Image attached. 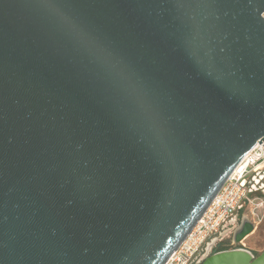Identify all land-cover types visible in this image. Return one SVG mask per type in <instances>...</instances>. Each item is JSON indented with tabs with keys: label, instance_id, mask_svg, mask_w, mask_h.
Here are the masks:
<instances>
[{
	"label": "water",
	"instance_id": "water-1",
	"mask_svg": "<svg viewBox=\"0 0 264 264\" xmlns=\"http://www.w3.org/2000/svg\"><path fill=\"white\" fill-rule=\"evenodd\" d=\"M261 141L264 0H0V264H164Z\"/></svg>",
	"mask_w": 264,
	"mask_h": 264
},
{
	"label": "built area",
	"instance_id": "built-area-1",
	"mask_svg": "<svg viewBox=\"0 0 264 264\" xmlns=\"http://www.w3.org/2000/svg\"><path fill=\"white\" fill-rule=\"evenodd\" d=\"M264 170V141L257 142L237 163L202 216L164 264H191L222 224L251 198L249 179Z\"/></svg>",
	"mask_w": 264,
	"mask_h": 264
},
{
	"label": "flooded vegetation",
	"instance_id": "flooded-vegetation-1",
	"mask_svg": "<svg viewBox=\"0 0 264 264\" xmlns=\"http://www.w3.org/2000/svg\"><path fill=\"white\" fill-rule=\"evenodd\" d=\"M262 193H264V170L250 177L248 186V197H256ZM246 202H248V200L244 203ZM244 203L236 210L234 214H232L227 220H225L218 233L209 239H215L212 248L213 252L230 249L232 247L231 244L233 240V235L240 224V217L243 213ZM245 239L246 237L237 246L245 248ZM203 253L204 251L202 250L191 264H196L199 258L203 255Z\"/></svg>",
	"mask_w": 264,
	"mask_h": 264
},
{
	"label": "rangeland",
	"instance_id": "rangeland-1",
	"mask_svg": "<svg viewBox=\"0 0 264 264\" xmlns=\"http://www.w3.org/2000/svg\"><path fill=\"white\" fill-rule=\"evenodd\" d=\"M243 213L255 224L254 230L244 240L245 248L259 253L264 249V193L244 203Z\"/></svg>",
	"mask_w": 264,
	"mask_h": 264
},
{
	"label": "trees",
	"instance_id": "trees-1",
	"mask_svg": "<svg viewBox=\"0 0 264 264\" xmlns=\"http://www.w3.org/2000/svg\"><path fill=\"white\" fill-rule=\"evenodd\" d=\"M255 254H257V253H255Z\"/></svg>",
	"mask_w": 264,
	"mask_h": 264
}]
</instances>
